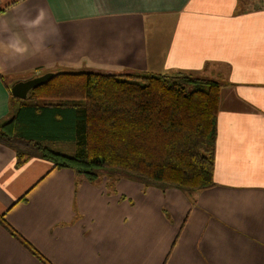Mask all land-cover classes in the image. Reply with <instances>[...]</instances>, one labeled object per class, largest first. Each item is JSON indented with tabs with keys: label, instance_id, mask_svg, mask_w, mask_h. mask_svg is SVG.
<instances>
[{
	"label": "crops",
	"instance_id": "obj_1",
	"mask_svg": "<svg viewBox=\"0 0 264 264\" xmlns=\"http://www.w3.org/2000/svg\"><path fill=\"white\" fill-rule=\"evenodd\" d=\"M61 68L222 82L217 185L76 189L74 170L0 144L7 225L52 264H264V0H0V121L13 83ZM0 264L45 263L0 223Z\"/></svg>",
	"mask_w": 264,
	"mask_h": 264
},
{
	"label": "trees",
	"instance_id": "obj_2",
	"mask_svg": "<svg viewBox=\"0 0 264 264\" xmlns=\"http://www.w3.org/2000/svg\"><path fill=\"white\" fill-rule=\"evenodd\" d=\"M53 72L27 99L11 95L10 112L0 121V144L16 152L18 165L41 157L90 183L106 176L111 193V181L123 178L188 193L217 185L222 82L182 72ZM55 142H72L75 150L62 152L51 146ZM0 223L52 264L4 216Z\"/></svg>",
	"mask_w": 264,
	"mask_h": 264
},
{
	"label": "water",
	"instance_id": "obj_3",
	"mask_svg": "<svg viewBox=\"0 0 264 264\" xmlns=\"http://www.w3.org/2000/svg\"><path fill=\"white\" fill-rule=\"evenodd\" d=\"M53 71L16 81L10 86V92L14 97L19 99H27L30 92L40 86L45 85L53 76Z\"/></svg>",
	"mask_w": 264,
	"mask_h": 264
},
{
	"label": "rangeland",
	"instance_id": "obj_4",
	"mask_svg": "<svg viewBox=\"0 0 264 264\" xmlns=\"http://www.w3.org/2000/svg\"><path fill=\"white\" fill-rule=\"evenodd\" d=\"M61 69H69V70H79V69H74V68H61ZM93 71H98V70H93ZM130 71V70H129ZM129 71H123L124 73H126V72H129ZM98 72H104V71H98ZM105 73H108V72H105ZM122 74V73H121ZM51 146H53L55 149H57V150H60V151H62V152H65V153H73L74 152V150H75V146H74V143H72V142H55V143H51ZM76 175V180H75V186H76V189L79 187V184H80V179H85V177L84 176H81V175H79V174H75ZM106 177V176H105ZM104 177V178H105ZM124 179V178H123ZM130 180H133V179H130ZM134 181H136V180H134ZM101 182V181H100ZM100 182H98V183H100ZM115 182H117V181H115ZM98 183H92V184H94V185H96V184H98ZM144 186V185H143ZM145 187V186H144ZM110 194H112V193H110ZM118 233L120 232L119 231V229L118 228H116L115 229ZM128 249L126 248L125 250H124V255L126 256V257H128ZM165 264V263H164Z\"/></svg>",
	"mask_w": 264,
	"mask_h": 264
}]
</instances>
